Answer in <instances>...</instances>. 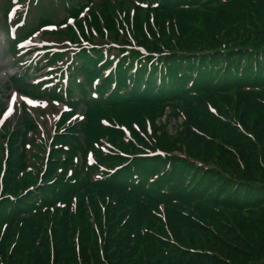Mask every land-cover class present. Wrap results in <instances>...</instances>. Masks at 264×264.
<instances>
[{
  "label": "trees",
  "instance_id": "16d2710c",
  "mask_svg": "<svg viewBox=\"0 0 264 264\" xmlns=\"http://www.w3.org/2000/svg\"><path fill=\"white\" fill-rule=\"evenodd\" d=\"M4 1L6 29L12 5L16 22L52 7ZM126 1L132 16L91 11L89 43L46 58L72 109L49 140L28 112L0 128V264H264V0ZM165 108L183 120L171 137ZM190 139L219 161L177 148Z\"/></svg>",
  "mask_w": 264,
  "mask_h": 264
},
{
  "label": "rangeland",
  "instance_id": "374dc122",
  "mask_svg": "<svg viewBox=\"0 0 264 264\" xmlns=\"http://www.w3.org/2000/svg\"><path fill=\"white\" fill-rule=\"evenodd\" d=\"M18 1V0H16ZM69 3V7L66 9L65 6H59L55 0H49L51 2V6H42L34 4L29 9L25 6L24 8V16L23 22L24 24H20L17 26L15 19L13 17L10 18V8L7 12V22L8 27L7 29H11L16 33V35L25 36L30 31H32L39 23L40 19L48 20V27H44L42 31L36 32V34L32 35L29 34L25 37H28L27 41L19 47H24L21 49L26 55L22 54V51H18L13 55H9L7 49L9 48L8 41L5 42V34L0 31V128H3L4 122L7 118L4 117V112L6 107L12 108L10 105V97L12 95L11 87L3 88L4 81L6 80L4 77V71H8L9 73L13 74L14 72H21L23 71L24 67H28L33 65V69L31 72L34 73L35 80H44L45 82L48 80L45 73L47 71L46 67H44V63L42 59L46 57L50 53L57 52L56 48H64L61 49L63 52H75L79 51L80 46L87 45L89 41L85 40V36L89 35L90 32L94 31V27L90 30L87 25L81 30L78 27L79 21L85 22V17L89 16V13L95 12L98 16L102 17L103 15L110 14L109 16L115 17L116 19L121 18L123 16H132L133 8L132 5L127 2L126 0H67ZM14 2V0H11ZM5 4L4 0H0V29L2 30L5 26L4 20V12H2L1 8ZM32 3L29 2V5ZM50 5V4H49ZM15 9V8H13ZM12 9V10H13ZM66 9V10H65ZM78 11V13H77ZM77 14V17L75 15ZM73 16V17H72ZM103 18V17H102ZM86 23V22H85ZM106 27L105 24L100 21V28ZM106 29H103L105 31ZM31 36V37H30ZM78 37V40L75 41L72 37ZM114 41V39H111ZM56 47V48H55ZM51 48V49H49ZM21 55H23L21 57ZM39 67L38 69H36ZM8 69V70H6ZM50 78V77H48ZM31 81H29L30 84ZM6 86V83H5ZM20 86H23L21 83ZM29 89L30 87H24ZM39 88L37 89V91ZM40 97L35 100V104L32 105L30 102H26L25 99L21 96L15 98L13 103L15 104L16 113L14 117L11 119L12 122L16 121L19 117V109L22 103L30 105L27 107V112L36 116L38 118L34 119V122H37L41 126H39V130L43 133V140L47 142L49 140L50 132L52 131V126H54V121L58 118L60 111L64 108L61 104L54 103L47 98L46 93L39 92ZM9 103V104H8ZM32 105V106H31ZM37 106V107H36ZM86 112V107L84 105H78L76 115ZM175 114L171 112V109L165 108V110L154 120V124L159 128L156 133L159 136H164L165 134L168 137L174 136L176 134L175 129L173 128L174 125L180 126L183 123L182 118L179 116H174ZM80 118V117H79ZM74 119V117L72 118ZM80 120V119H79ZM21 124V123H19ZM2 126V127H1ZM20 126V125H19ZM247 129L250 126H245ZM146 128L148 131L151 129V125L147 122ZM48 129V130H47ZM4 133V131H1ZM33 136V137H32ZM215 137V136H214ZM2 137L0 136V139ZM37 138V135L34 133H29L28 143L31 147L34 144L31 143V140ZM218 139H223V137H217ZM225 142H229V139H224ZM36 148L35 153L41 151L43 148V144L41 142L36 141L35 143ZM183 152L190 153L194 156L199 158H210L211 161H219L217 158V152L214 148L209 146L203 145V143L199 140L190 139L177 147ZM173 154L179 155L182 154L178 150L173 151Z\"/></svg>",
  "mask_w": 264,
  "mask_h": 264
},
{
  "label": "snow or ice",
  "instance_id": "6c2138e0",
  "mask_svg": "<svg viewBox=\"0 0 264 264\" xmlns=\"http://www.w3.org/2000/svg\"><path fill=\"white\" fill-rule=\"evenodd\" d=\"M30 103H33V102L30 101Z\"/></svg>",
  "mask_w": 264,
  "mask_h": 264
}]
</instances>
